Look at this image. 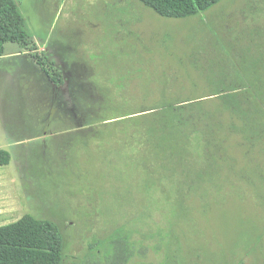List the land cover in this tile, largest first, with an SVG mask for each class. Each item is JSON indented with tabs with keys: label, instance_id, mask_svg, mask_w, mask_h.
I'll list each match as a JSON object with an SVG mask.
<instances>
[{
	"label": "rangeland",
	"instance_id": "rangeland-1",
	"mask_svg": "<svg viewBox=\"0 0 264 264\" xmlns=\"http://www.w3.org/2000/svg\"><path fill=\"white\" fill-rule=\"evenodd\" d=\"M16 2L36 50L8 43L0 59V150L12 156L0 226L57 224L63 264H107L117 229L131 235L128 264H264V116L219 113L214 91L232 85L234 62L264 98V0L186 19L140 0ZM181 101L211 110L208 156L195 139L188 160L165 161L133 127L97 123Z\"/></svg>",
	"mask_w": 264,
	"mask_h": 264
},
{
	"label": "trees",
	"instance_id": "trees-1",
	"mask_svg": "<svg viewBox=\"0 0 264 264\" xmlns=\"http://www.w3.org/2000/svg\"><path fill=\"white\" fill-rule=\"evenodd\" d=\"M222 1L224 0H140L146 7L166 19L192 18ZM8 43L21 44L31 47V51L36 50V45L27 32L25 19L16 0H0V58L4 56L5 46ZM32 57L50 75L49 70L44 67V59L37 55H32ZM234 65V62L231 63L233 73L225 77V80L228 77L234 79L232 85H224L225 87L214 90L217 93L216 98L223 99L217 112L224 113L230 118L247 112L264 116L263 95H251V85L244 84L243 71H236V65ZM53 82L60 85L63 79L59 76V78L53 79ZM155 106L157 108L139 110L123 116L104 117L97 123H104L102 125L104 129L116 128L121 125L123 128L133 127L134 133L131 137L133 141L137 139L139 145L145 144L151 148L153 146L158 148L161 145L166 147L165 152H162L165 161L178 158L182 160L184 156L188 160L189 157H192L188 149L193 147L195 139L204 144L203 153L208 156L211 145L209 147L207 145L212 142V136L206 132L204 116L211 110L205 107V103L158 102ZM138 114L142 115L135 116ZM127 116L131 118L129 121H126ZM231 130L243 135L240 130L237 131L233 128ZM252 139L251 137L250 140ZM180 145L181 147H179ZM11 162V153L0 150V167L8 166ZM116 233L121 235H112L105 239L107 249L112 250V258L107 264H128L134 255V247L130 243L131 235L119 229L116 230ZM63 249L64 240L61 230L57 224L51 221L35 220L32 216L26 215L14 223L0 226V264H63ZM95 264L99 263L95 262Z\"/></svg>",
	"mask_w": 264,
	"mask_h": 264
},
{
	"label": "crops",
	"instance_id": "crops-1",
	"mask_svg": "<svg viewBox=\"0 0 264 264\" xmlns=\"http://www.w3.org/2000/svg\"><path fill=\"white\" fill-rule=\"evenodd\" d=\"M6 45H7V44H6ZM47 51H48V50H47ZM5 52H6V46H5ZM4 56H5V53H4ZM4 56H3V57H4ZM3 57H2V58H3ZM0 59H1V58H0ZM53 64L56 65L55 63H53ZM60 85H63V82H62Z\"/></svg>",
	"mask_w": 264,
	"mask_h": 264
}]
</instances>
